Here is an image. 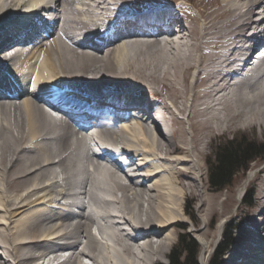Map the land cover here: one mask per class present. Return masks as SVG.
Wrapping results in <instances>:
<instances>
[{
  "label": "bare ground",
  "instance_id": "6f19581e",
  "mask_svg": "<svg viewBox=\"0 0 264 264\" xmlns=\"http://www.w3.org/2000/svg\"><path fill=\"white\" fill-rule=\"evenodd\" d=\"M24 18L53 28L0 54V264L158 262L187 189L205 193V137L239 118L264 124V65L252 57L264 0H0V48L35 33ZM43 85L99 92L103 108L62 97L80 104L65 108L36 95ZM152 106L161 133L127 111ZM258 193L221 264H264V183ZM52 243L59 257H47Z\"/></svg>",
  "mask_w": 264,
  "mask_h": 264
},
{
  "label": "rangeland",
  "instance_id": "374dc122",
  "mask_svg": "<svg viewBox=\"0 0 264 264\" xmlns=\"http://www.w3.org/2000/svg\"><path fill=\"white\" fill-rule=\"evenodd\" d=\"M192 1V0H191ZM191 6V12H196L194 8ZM160 91V90H158ZM148 92L149 91H144ZM147 93V94H148ZM151 95V92L148 94ZM150 98V97H149ZM242 118H239L235 123V125L232 126L231 129H218L216 130L212 135H208L205 137L206 144L204 146V152L201 154L202 156L198 157V164L199 169L198 174L200 177V181L203 185H205L204 194H200V185H195L193 190L187 189L185 197H184V217L179 221V224L174 228L175 232L173 233V241L169 245L167 251L164 254H157L154 255L159 258V261L152 264H167L168 263V253L170 252L172 246H174L177 242L178 235L181 232H185L191 237H193L197 243H198V254H197V260L198 264H209L214 252L216 251V248L218 247L220 241L223 238V234L225 233V230L228 226H231L232 223H238L239 226L241 223H243V218L246 216L244 215L246 212L253 213V210L256 209V199L258 200V192L261 190V187L264 183V179L262 178V173L264 172V158H257L249 163V166L246 170H240L233 179L232 184L227 185L223 189H213L211 188L209 181H208V163L209 160L213 158V153L215 148L217 147L218 143L225 142L227 140H235L239 137H245L253 141L257 142H264V124L261 122H250L246 125H243L241 123ZM185 127L188 129L187 124L184 123ZM195 131V132H194ZM193 131V135L196 138L198 136L197 134L199 132H196V130ZM196 135V136H195ZM166 137V136H165ZM164 137V138H165ZM163 140L165 141V139ZM261 169V172L259 171ZM263 169V172H262ZM258 171V172H257ZM194 176H197L196 171H194ZM251 177V178H250ZM263 179V180H262ZM184 181V179H183ZM197 184L198 181L196 182ZM245 183V184H244ZM261 186V187H260ZM204 187V186H203ZM238 187L240 188L241 200L237 199V191ZM197 189L199 191H197ZM253 190L254 192V199H255V205H245L243 202V197L245 195L246 191ZM191 191V192H190ZM198 192V193H197ZM214 196V197H213ZM215 200L214 207H212V211H210L209 214H204L203 210L201 209L200 205L202 202V199L207 200L203 205L206 206V204L210 201L209 199ZM215 198V199H214ZM222 203V204H221ZM222 210V211H221ZM144 212H141V217H144ZM144 215V216H143ZM249 215V214H248ZM248 217V216H247ZM222 219V220H221ZM186 221V222H185ZM222 221V229L220 230V234H218L217 225L219 222ZM184 222V223H183ZM92 225V224H91ZM182 226V227H181ZM238 226V227H239ZM83 235H85L84 230ZM237 228L235 229L234 238L236 236ZM71 236V232L65 234V238L68 239ZM209 241V248L206 252H202V241L204 240ZM54 243V242H53ZM50 244L48 251H58L51 252V255H48L47 257H53V255L58 254L57 257L60 256V251L56 250L58 249L57 246H53ZM61 244V243H60ZM137 247V246H136ZM140 254H143V251H140ZM226 253L223 255L222 261L225 259ZM83 257V256H82ZM204 258V261H203ZM87 262H89V259H86Z\"/></svg>",
  "mask_w": 264,
  "mask_h": 264
},
{
  "label": "trees",
  "instance_id": "16d2710c",
  "mask_svg": "<svg viewBox=\"0 0 264 264\" xmlns=\"http://www.w3.org/2000/svg\"><path fill=\"white\" fill-rule=\"evenodd\" d=\"M256 158H264V142H257L245 137L219 142L213 158L208 163V181L213 189H222L232 184L234 176L240 170H246ZM246 204L253 202L252 193L244 197ZM234 226H228L223 234L209 264H219L225 251L234 241ZM198 243L185 232L178 235L177 242L168 254L167 264H198Z\"/></svg>",
  "mask_w": 264,
  "mask_h": 264
}]
</instances>
